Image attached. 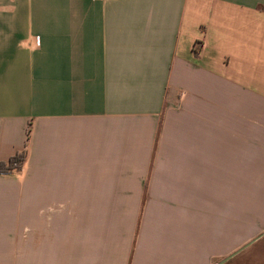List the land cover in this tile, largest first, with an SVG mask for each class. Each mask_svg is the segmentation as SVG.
<instances>
[{"label":"crops","instance_id":"0c3cea01","mask_svg":"<svg viewBox=\"0 0 264 264\" xmlns=\"http://www.w3.org/2000/svg\"><path fill=\"white\" fill-rule=\"evenodd\" d=\"M28 126L0 264H264V0H0V163Z\"/></svg>","mask_w":264,"mask_h":264},{"label":"trees","instance_id":"16d2710c","mask_svg":"<svg viewBox=\"0 0 264 264\" xmlns=\"http://www.w3.org/2000/svg\"><path fill=\"white\" fill-rule=\"evenodd\" d=\"M28 134H29V126L25 130V143L23 149L20 152L15 153L11 158L7 160V162L0 163V173H11L20 170L26 157L25 147H26Z\"/></svg>","mask_w":264,"mask_h":264},{"label":"rangeland","instance_id":"374dc122","mask_svg":"<svg viewBox=\"0 0 264 264\" xmlns=\"http://www.w3.org/2000/svg\"><path fill=\"white\" fill-rule=\"evenodd\" d=\"M248 191V190H247ZM253 209V206H252V203H251V197H248L247 196V216H246V219H247V222H252V221H261L263 222L264 221V211H260V212H253L251 211ZM259 231V230H258ZM257 231V232H258ZM255 232L254 231V228L252 227H247V235L251 234ZM256 236V235H255ZM255 236L251 237V238H248L247 239V242L249 240H251L252 238H254ZM242 246V245H241ZM243 250V249H242Z\"/></svg>","mask_w":264,"mask_h":264},{"label":"water","instance_id":"95a60500","mask_svg":"<svg viewBox=\"0 0 264 264\" xmlns=\"http://www.w3.org/2000/svg\"><path fill=\"white\" fill-rule=\"evenodd\" d=\"M245 246H246V245H245ZM245 246H244V247H245ZM233 255H234V253H233L231 256H233ZM221 262H222V261H221ZM217 264H219V263H217Z\"/></svg>","mask_w":264,"mask_h":264}]
</instances>
